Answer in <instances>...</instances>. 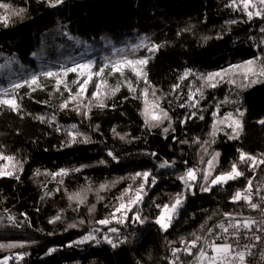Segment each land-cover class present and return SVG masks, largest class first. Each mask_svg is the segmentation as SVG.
<instances>
[{
    "label": "trees",
    "instance_id": "1",
    "mask_svg": "<svg viewBox=\"0 0 264 264\" xmlns=\"http://www.w3.org/2000/svg\"><path fill=\"white\" fill-rule=\"evenodd\" d=\"M230 3L64 0L52 8L48 0H0L8 6L0 8V17H8L6 26L0 23V93L8 89L21 106L19 112L0 106V153L15 157L23 168L16 170L19 179L0 177V264L5 259L7 264H168V256L181 242L201 236L228 215L246 213L247 207L241 201L233 203L232 197L249 180L252 192L264 185V165L250 170L239 161L241 151L264 159V124L259 123L264 120V82L249 86L238 69L223 79L217 77L216 87H201L203 81L198 78L224 74L248 60H255L257 69L264 65V18L254 15L249 20L242 10L226 7ZM125 38L129 40L124 42ZM102 39L125 46L114 56L149 57L145 68L149 84L137 80L130 69L121 77L105 68L103 77H94L87 86L82 101L78 98L61 109L70 81L77 75L65 76V69L91 63L95 73L112 62L104 57ZM142 39L159 45L158 51L145 54V47L133 51ZM95 46L102 51L91 52ZM49 71L54 73L51 78L43 75ZM186 72L189 75L182 80ZM33 75L39 87L25 83ZM58 78L63 83L56 91ZM101 79L106 81L102 93L119 86L115 95L100 97L103 108L91 95ZM258 79L264 81V77ZM129 81L135 93L129 91ZM15 83L22 87L13 91ZM198 89L203 94L193 96L196 106L192 107L188 96ZM145 90L148 104L158 100L168 113L171 127L167 132L169 120L159 127L145 125L141 95ZM226 110L242 123L236 139L229 138L232 128L220 123ZM85 111L87 116L82 114ZM238 111L244 112L243 117ZM69 132L77 142L66 146ZM206 137L209 153L205 160L219 154L209 182L230 171L234 163L244 172L207 192L202 188L208 183L203 185L199 176L191 188L178 179L187 169L197 168ZM6 163L0 160V168ZM161 164L171 166L162 168ZM61 170L67 174L53 175ZM144 171L151 173L146 194L125 213L128 219L123 224H98L110 218L129 185L135 190L143 183L132 177ZM153 177L155 184H151ZM101 185L106 189L101 191ZM178 193H183V205L168 230L162 231L154 221L161 207L173 203ZM77 194L83 203L69 199ZM135 215L143 223L131 219ZM112 227L118 232L111 233ZM89 233L100 242L76 243ZM106 235L118 247L104 242Z\"/></svg>",
    "mask_w": 264,
    "mask_h": 264
},
{
    "label": "snow or ice",
    "instance_id": "2",
    "mask_svg": "<svg viewBox=\"0 0 264 264\" xmlns=\"http://www.w3.org/2000/svg\"><path fill=\"white\" fill-rule=\"evenodd\" d=\"M49 6L52 8H55L61 4L64 3V0H48ZM226 7H231L236 10H242L248 17L249 20L253 18V16L264 18V0H231L230 4H227ZM0 8L7 9L8 6L6 4H0ZM255 8L256 11L253 12L252 9ZM23 12V9L20 10ZM18 14V13H17ZM0 23H3L5 26L8 23V17H0ZM261 31H264V28L261 29ZM67 35V33H65ZM71 39V37H69ZM207 39V38H206ZM140 47H145L149 53H155L159 49V45L151 44L148 45L145 43V41L142 39L140 44L135 45L133 48V51H136ZM149 57L145 58H137V59H129V58H122L115 61H112L110 65H105L104 67L99 68L98 71L93 73L91 71L92 64L91 63H79L75 65V67L67 68L64 70V75L66 76L69 72H77L80 76H85L86 78L81 81H74L78 85L77 90L75 94L69 93V99H66L63 103L60 104L61 109H65L68 107V104L70 102H75L78 100L83 99V94L87 92V85L93 81L94 77L102 78L105 72V68H109V74H115L119 73L121 77L124 76L125 69H130L133 73V75L137 78V80H143L146 85L149 84L148 81V73L145 71V68L148 64ZM241 70L243 73L244 80L247 81V84L254 85L258 82H264L259 80V77H264V65H261L259 69L256 67V61L255 60H248L244 64L233 66V69L225 70L224 74L217 72V73H209L206 76L198 77L203 81V86L208 87H216V78L220 77L221 79L224 78V75H228L234 70ZM46 77H53L54 73L52 72H45L43 73ZM189 75L188 72L184 74V76L181 77V79H186ZM256 77V78H252ZM229 83H235L233 80H229ZM25 83L29 87H39V80L38 77L33 75L30 80L25 81ZM63 83L62 78L56 79L55 83V90H60V85ZM106 86V81L101 79L99 83L95 84L96 91L93 92L92 99L97 100L98 106L103 108L105 107L103 99H100L101 96H106L108 94L115 95L117 91H119V86H116L110 90V92H101V86ZM129 91L135 93L136 88L132 86V82L129 81L127 84ZM179 85H177L178 87ZM22 87L21 84L15 83L12 85V90L15 91ZM199 94L202 95L203 93L198 89L197 93H190L188 96V100L192 101L191 106L195 107L196 103L193 101V96ZM141 95L145 98V109L142 115L145 116V125L147 127H159L165 120H169L168 127L164 128V131L167 132L169 128L171 127V121L170 117L168 116V113L160 108L159 102L154 101L151 104L152 111H149V104L147 101V96L149 93L147 90L141 92ZM152 95H155V91H153ZM136 98V97H134ZM0 106H4L14 112L21 111V106L18 102V99L15 95H11L10 91L8 89H5L3 93H0ZM77 111H79V104L77 105ZM84 116H87V111L82 113ZM215 115V114H214ZM238 115L240 117H243L244 112L238 111ZM202 118V117H201ZM43 120V118H40ZM225 121H230L229 124H227L228 127L232 128L233 135L230 136V139H236L239 137V131L238 129H242V123L240 119L234 118L231 113H229L227 116H225L223 121H220V123H224ZM260 124H264V120L259 121ZM75 127V126H73ZM216 126H213V131L211 135L214 137L216 134ZM115 131V130H113ZM70 139V142L66 146H71L72 143H76V136L73 135L72 132L68 133ZM83 142L87 143L88 140L85 139ZM109 156H112L113 154L111 152L108 153ZM153 156L156 155V153H152ZM218 153L213 155L211 159L207 161L208 170H205L204 172V180L206 183H208V187H203L202 190L207 192L209 191L211 186L214 185H221L227 183L229 180L237 179L244 175V172L240 170L237 166V164H233L231 166V170L225 173H221L219 175H216L214 178H212L209 182L208 178L212 175L211 169L213 167V161H215L218 157ZM115 159V157H113ZM0 160L7 161L2 168H0V177H14L15 179H19V176L16 175V170L19 169L20 171L23 170L22 168V162L16 160L13 156H8L0 153ZM239 161L243 164H248L249 169H253L255 167H258L259 165H264V159H258L255 156L249 155L245 152H240L239 155ZM250 162V163H249ZM103 163V161L101 162ZM9 165L11 167L9 168ZM171 165L168 164H161V167H170ZM197 169H187L186 172L179 176L178 179L188 188L192 187V184L197 179ZM39 174V173H37ZM66 170H61L60 173L53 174L55 175H66ZM151 176V173L149 171L144 172H136L134 176L132 177L133 181H135L137 178H140L143 183L140 184L138 188L135 190L132 188L131 185L127 189H125L124 193L121 197L118 198V205L115 207V210L110 214V218L98 220L97 223L102 226H108L109 224L113 223V221L117 224H123L124 220L128 219V217L125 215V213L132 211L133 206L139 204L143 200V196L145 193V185L149 183V178ZM156 180L153 177L151 179V184H155ZM106 185H101L100 190L103 191L106 189ZM127 197V199H125ZM69 199H76L79 203H83V199L79 197V194L76 196H70ZM264 199V198H262ZM243 200L245 203H247L252 209H256L258 207L257 204L253 203L251 200V181L249 180L248 186L243 191H237L233 197L232 202L237 203L239 201ZM184 202V196L183 193H178L175 197V200L173 203L165 204L161 207L160 215L156 218L154 221L155 224L159 226V228L162 231H167L168 228L171 226L172 220L174 219L175 215L178 214L179 208L183 205ZM120 214L119 217H117V214ZM227 218V217H226ZM11 219V217H9ZM56 219H59L57 217ZM131 219L143 223V219L139 215H135L131 217ZM234 219V218H233ZM54 222V221H50ZM83 223V221H81ZM256 223V221L251 219H245L242 223L236 222L234 224H229L228 226L219 225V227L222 229L223 233L229 234L233 239L236 240V245L234 246L232 243L224 242V243H216L214 240H204L202 241V238L200 236H195V239L192 240L184 249L185 254L191 256L194 255L192 252V249L197 248V242H201V247L198 255L196 256V262L197 264H245L246 256L250 254V249L254 247L253 244H240L239 237L241 235V230H247L251 231L252 226ZM264 224V221L261 222ZM75 225H69V227H74ZM229 229H232V232H229ZM264 229H257V231H261ZM94 231L98 232L99 229H95ZM111 233H117L118 229L115 227H112L109 229ZM210 231V230H209ZM245 239H253L250 236H245ZM224 237L217 236L215 237V240H222ZM255 242L259 243L261 241L260 236H256ZM89 240H96L97 243L100 241L97 239L95 235L92 233H89L88 235L84 236L83 239L77 241L76 243H85ZM104 242L110 244L113 248L118 247V242L111 239L109 236L103 237ZM123 240H120L119 243H123ZM238 247H242L244 250H237ZM55 249H51L50 251H54ZM180 251L178 248H174L172 250V256L176 257L177 253ZM209 252L211 255H209ZM23 258L22 256L20 257ZM3 264H7V259L4 260ZM169 264H175V261H170Z\"/></svg>",
    "mask_w": 264,
    "mask_h": 264
},
{
    "label": "built area",
    "instance_id": "3",
    "mask_svg": "<svg viewBox=\"0 0 264 264\" xmlns=\"http://www.w3.org/2000/svg\"><path fill=\"white\" fill-rule=\"evenodd\" d=\"M264 185L259 186L255 191H251V200L253 203L257 204L256 209H252L247 203L243 200L241 202L247 207L246 213L237 216V215H228L227 218L212 224L208 227L204 233L200 236L202 241L212 239L216 243L229 242L234 246L236 245V240L233 239L229 234L223 233L219 225L228 226L229 224H234L236 222H243L245 219H251L256 221L252 226V230L249 232L247 230H241V235L239 237L240 244H253L254 247L250 249V254L246 256L245 264H264V230L257 231V229H264V224L261 222L264 221ZM127 199V197H125ZM234 218V219H233ZM210 230V231H209ZM229 232H232V229H229ZM222 236L224 239L215 240V237ZM245 236H250L253 239H245ZM260 236L261 241L259 243L255 242V237ZM191 242V240H185L179 244L177 247L180 251L177 253L176 257L172 256V252L167 258V263L170 261H175V264H197L196 256L198 255L201 247V242H197V248L192 249L194 255L185 254V247ZM237 250H244L242 247H238ZM209 255L211 253L209 252ZM207 264V262H205Z\"/></svg>",
    "mask_w": 264,
    "mask_h": 264
},
{
    "label": "rangeland",
    "instance_id": "4",
    "mask_svg": "<svg viewBox=\"0 0 264 264\" xmlns=\"http://www.w3.org/2000/svg\"><path fill=\"white\" fill-rule=\"evenodd\" d=\"M139 36H141V35H137V36H134V37H139ZM134 37H130L129 39H133ZM128 38H125V39H123V41L125 42H127L128 40H129ZM104 40L102 39L101 40V42H103ZM102 45H103V48L105 47V49H106V51H107V55L105 54V58L107 59V61L110 59V61H115V60H118V59H122V58H127L126 57V55H127V51H125L124 53H126V55L125 56H121V55H118V56H114V55H116L117 53H119L121 50H123V49H125V46H116V45H114L111 41H106V42H103L102 43ZM139 50V49H138ZM99 51H102V48H100V49H98L96 46L92 49V51L91 52H99ZM124 53H122V54H124ZM136 53V52H135ZM144 53L145 54H148L149 52L147 51V49H145L144 50ZM113 55V56H112ZM137 58H143V57H133L132 59H137ZM130 59V58H129ZM106 61V60H105ZM76 73L77 72H75V75H76ZM86 77L85 76H80V75H78V73H77V75H76V77L75 78H73V79H71V83H70V85H71V88H68L67 90H66V92L68 93L67 94V96L65 97V100L66 99H69V92L72 90V89H74V90H77V87H78V85L76 84V83H74V81H81L82 82V80L83 79H85ZM90 84V83H89ZM88 84V85H89ZM87 85V86H88ZM73 102H70L69 104H72ZM151 104L152 103H150L149 104V111H152V109H151ZM226 114H225V116H227L229 113H231L230 111H228V110H226V112H225ZM220 121H223V119H221ZM225 123L226 124H229L230 123V121H225ZM227 126V125H226ZM213 129V128H212ZM211 132V131H210ZM210 135V133L208 134V136ZM203 151H202V158L199 160V164H198V166H197V176H199L200 178H201V182L203 183V185H204V183H205V180H204V172H205V170H208V165H207V161L209 160H205V158L208 156L207 154L209 153V144H208V139H207V137H206V140H205V146H204V148L202 149ZM212 170V169H211ZM214 186H218V185H214Z\"/></svg>",
    "mask_w": 264,
    "mask_h": 264
}]
</instances>
